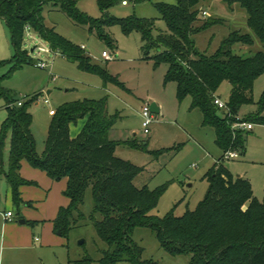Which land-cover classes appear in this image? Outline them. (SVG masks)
Masks as SVG:
<instances>
[{
	"label": "trees",
	"instance_id": "1",
	"mask_svg": "<svg viewBox=\"0 0 264 264\" xmlns=\"http://www.w3.org/2000/svg\"><path fill=\"white\" fill-rule=\"evenodd\" d=\"M50 1L74 23L88 25L90 33L95 30L98 38L109 46H113V41L102 31L104 25L118 24L123 34L138 32L142 59H151L154 66L160 63L167 65L164 82L176 85L175 96L179 101L189 97L190 108L200 110L202 125L214 129V144L222 154L204 175L208 187L195 209L186 210L179 216H175L172 209L163 218H158L151 214V210L165 186L149 189L144 184L137 187L134 177L144 168L114 156L118 143L147 151V141L112 140L110 130L117 116L109 114L104 99L68 101L54 110L43 151L39 154L30 131L32 118L28 110L34 97L18 106L19 100L7 90L2 92L0 87L8 112L0 127V157L6 133L11 135L8 168L4 171L0 166V176L10 186L13 204L19 207L27 203L22 201L19 187L34 184L19 174L20 162L25 159L32 167L44 171L51 180H67L63 194L69 199V204L58 209L52 227L67 237L71 228L87 218L97 237L106 244L100 251L97 264H118L121 261L159 264L153 259H142V247L132 240L135 227H149L164 250L172 255H188L189 264H264V197L256 199L250 181L242 176H232L223 165L226 152H236L237 157L245 152L248 130L234 129L232 125L239 120L264 124L261 113L264 94L258 102L256 114L243 118L238 113L242 105L253 102L254 80L264 73V51L242 56L235 54L232 47L237 43L251 45L253 37L238 29L233 30L213 53L199 52L192 35L221 22L198 16L200 9L197 5L204 0L154 3L153 7L167 27L156 34L153 33V20L140 19L135 15L93 21L76 9L77 0H0V19L8 28L9 40L15 51L14 67L19 66L24 58L31 63L27 52L21 51L25 27H28L50 49L76 62L81 71L99 75L104 81H116L103 67L93 63L83 48L65 40L54 26L45 25L42 7ZM113 1L98 0L99 8L104 9ZM222 1L229 8L236 3L240 5L246 12V26L264 43V0ZM151 51L154 54L151 55ZM223 81L229 82L231 88L226 100L227 108L220 116L213 100ZM84 118V126L72 137L70 124ZM167 150L150 153L156 158ZM87 189L91 190L93 211L85 216L80 206ZM40 222L26 220L30 226ZM93 262L88 256L76 261L78 264Z\"/></svg>",
	"mask_w": 264,
	"mask_h": 264
},
{
	"label": "rangeland",
	"instance_id": "2",
	"mask_svg": "<svg viewBox=\"0 0 264 264\" xmlns=\"http://www.w3.org/2000/svg\"><path fill=\"white\" fill-rule=\"evenodd\" d=\"M126 5L121 0H114L104 9L99 8L98 0H77L76 9L96 21L107 17L125 18L135 15L155 22L153 33L166 30V23L160 18V13L153 4L161 1L173 4L174 0H143ZM198 16L201 19H219L220 24L206 28L193 34L195 47L202 53H213L221 40L233 30L248 33L253 37L251 45L237 43L232 47L235 54L251 56L257 51H264L262 43L246 26V12L236 4L229 8L222 0H204L198 5ZM44 23L54 26L56 32L65 40L84 49L93 63L103 67L107 74L116 81H104L99 75L81 71L76 62L60 54L37 53L35 47L49 48L33 32L23 34L21 51H26L31 63L26 58L19 66L14 67L15 51L9 40L7 26L0 20V87L2 92L7 90L19 101L34 97L28 107L32 123L30 127L35 141V149L41 154L51 122L49 110H56L68 101L83 99H104L109 114L117 116L110 138L116 141L136 139L139 143L147 141V151L128 147L122 143L115 145L114 156L134 163L144 169L134 177V184L140 187L144 184L149 189L165 186L151 214L158 218L173 209L175 216L182 215L186 210L195 209V205L206 194L208 187L205 173L221 156V150L214 144V129L202 125V114L198 108H190L191 99L182 101L175 96L176 85L164 82L167 65L160 63L154 66L151 59H142L139 33L132 31L128 34L121 32L118 24L104 25L102 31L113 41L109 46L99 39L96 31H88V25H79L69 19L66 14L51 1L43 7ZM202 11L206 12L203 16ZM199 24V23H196ZM108 52L109 59L102 52ZM151 55L154 54L152 51ZM12 60V62H11ZM44 61V68L37 67V61ZM231 85L223 81L215 96L222 102L226 101ZM264 94V73L254 80L252 89L253 102L239 108L240 117H251L257 112L259 100ZM47 99V102L44 100ZM148 103H155L158 113H153L155 121L149 126V132L142 130V119L139 112ZM264 115V98L262 100ZM222 110L217 114L223 116ZM5 100L0 95V127L7 117ZM252 130L247 131L245 152L237 158L224 159L223 165L232 176L247 178L256 199L264 197V124L252 123ZM11 135L6 133L1 148L0 166L7 171ZM178 146L180 148L177 151ZM168 149L158 157L150 152ZM3 180L1 177L0 182ZM85 198L80 210L85 216L92 213L93 199L91 190L85 191ZM4 193L0 191V210L5 209ZM16 214V213H15ZM99 218V216H97ZM42 222L31 228L40 229ZM27 225V223H26ZM57 235L59 233L55 231ZM63 244L56 247H44L39 243L33 249L10 251L0 246V264H78L77 260L91 257L97 264L100 251L106 244L97 237L95 228L86 218L71 228L67 237H59ZM132 240L142 247V259H153L159 264H189V256L172 255L164 250L148 227H135ZM81 241V242H80ZM17 258L11 259L15 254ZM118 264H129L125 261Z\"/></svg>",
	"mask_w": 264,
	"mask_h": 264
},
{
	"label": "crops",
	"instance_id": "3",
	"mask_svg": "<svg viewBox=\"0 0 264 264\" xmlns=\"http://www.w3.org/2000/svg\"><path fill=\"white\" fill-rule=\"evenodd\" d=\"M2 23L4 22L2 21ZM27 32L30 33L31 31L28 30ZM85 121L86 118L78 120L76 124H70L69 133L72 137L78 134ZM20 165L19 174L21 178L34 182V184H23L19 187L22 201L28 204L24 203L16 207L10 197L8 182L3 176H0V179L3 177L1 180L3 182H0V191L4 193L6 203L5 209L0 210V246L10 249V251H23L33 249L35 243L44 247L62 245L64 242L59 237H64L55 233L52 222L58 213V209L67 207L69 204V199L63 194L67 180L65 178L51 180L44 171L32 167L25 159H22ZM8 210H11L13 215L10 219L5 220L3 213ZM20 220H23L24 224H20ZM26 220L41 221L40 229L29 227L28 224L26 225ZM17 257L16 253L11 255V259Z\"/></svg>",
	"mask_w": 264,
	"mask_h": 264
},
{
	"label": "built area",
	"instance_id": "4",
	"mask_svg": "<svg viewBox=\"0 0 264 264\" xmlns=\"http://www.w3.org/2000/svg\"><path fill=\"white\" fill-rule=\"evenodd\" d=\"M127 2L128 1H126V0H122L121 1V4L122 5H126ZM205 13L206 12L203 11L202 12V15L204 16ZM25 30L27 32L29 30L28 27H25ZM35 50L37 51L38 54L39 53H51V52L53 54H58V52L50 49V47L48 49L47 48H41V47H35L33 49V51H35ZM101 55H103V57L105 59L111 58L110 54L108 52H105V51H103ZM36 65H37V67H40V68H44L46 66L45 62L42 61V60L41 61H37L36 62ZM21 102L22 101H18L17 102V105L20 106L22 104ZM44 102H47V99H45ZM213 102H214V104L217 106V108L219 110H222V111L223 110H226V108H227L226 101H223L222 102L219 98H217L215 96ZM53 111H54L53 109L50 110L49 111V114L52 115ZM152 114L153 113L151 112L150 105L148 103H145V105L142 107V109L139 112V116H141V119H142V128H143L142 131L145 134L149 132V126H150V124L153 121H155V117ZM252 127H253L252 126V123L247 122V121H241V120L235 122L232 125V128H234V129H239L240 128V129L252 130L253 129ZM229 158H237V153L236 152H233V151L226 152L224 154V156H223V160L224 159H229ZM12 215H13V212H11V210H8V211H6V212L3 213V218L5 220H8V219H10L12 217ZM35 240H37V239L35 238Z\"/></svg>",
	"mask_w": 264,
	"mask_h": 264
},
{
	"label": "water",
	"instance_id": "5",
	"mask_svg": "<svg viewBox=\"0 0 264 264\" xmlns=\"http://www.w3.org/2000/svg\"><path fill=\"white\" fill-rule=\"evenodd\" d=\"M33 51V49H31V52ZM150 109H151V112H153V113H158V108H157V106H156V104L155 103H152L151 105H150ZM20 224H24V221L23 220H20V222H19ZM81 242V241H80Z\"/></svg>",
	"mask_w": 264,
	"mask_h": 264
}]
</instances>
